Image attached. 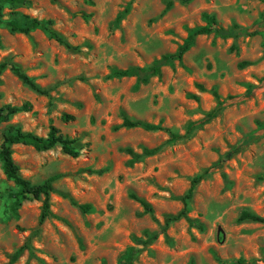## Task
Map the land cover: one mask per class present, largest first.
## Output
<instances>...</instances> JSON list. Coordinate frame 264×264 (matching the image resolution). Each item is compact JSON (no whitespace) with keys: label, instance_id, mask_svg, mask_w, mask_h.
I'll return each mask as SVG.
<instances>
[{"label":"rangeland","instance_id":"obj_1","mask_svg":"<svg viewBox=\"0 0 264 264\" xmlns=\"http://www.w3.org/2000/svg\"><path fill=\"white\" fill-rule=\"evenodd\" d=\"M25 1L1 10L0 62L18 65L48 95L32 91L9 70L1 75L0 108L28 102L32 110L0 125V144L12 127L45 137L55 126L77 139L79 156L68 157L58 147L37 152L13 146V160L30 183L60 177L50 195L52 215L39 224L40 201L23 202L13 215L16 187L0 169V264H10L21 247L13 264H123L132 248L140 250L133 264L264 259V222L239 220L242 212L264 219V2ZM204 13L224 29L238 26L247 33L197 36L180 61L163 66L145 84L112 76L147 69L176 53L191 30L205 26ZM20 16L52 20L54 30L78 49L67 50L40 30L11 33L6 21ZM249 85L260 87L250 91ZM229 96L240 100L184 136L191 122ZM65 114L74 119L63 122ZM124 117L163 130L122 127ZM170 132L183 137L169 141ZM127 148L159 150L131 162ZM205 171L187 201L186 217L169 221L183 209L191 180ZM70 199L90 209L83 212ZM146 234L156 238L143 247L138 240Z\"/></svg>","mask_w":264,"mask_h":264},{"label":"trees","instance_id":"obj_2","mask_svg":"<svg viewBox=\"0 0 264 264\" xmlns=\"http://www.w3.org/2000/svg\"><path fill=\"white\" fill-rule=\"evenodd\" d=\"M187 1V0H184ZM264 2V0H262ZM25 0H0V19H1V10L4 5L16 6L25 4ZM126 11V10H125ZM202 18L205 22V26L194 28L188 34L184 43L178 48L176 53L173 55H164L159 60L155 61L153 65L147 69L145 68H131L127 70H117L112 72L113 77L125 78V77H135L137 83L145 84L151 77L157 76L160 74L161 68L165 65H168L174 60L180 61L183 55L191 48L194 43V40L197 36L205 34H214L221 38H235L241 34H246L247 31L239 28L238 26H233L231 29L227 30L222 28L214 15H209L204 13ZM1 23V20H0ZM6 24L11 33H20L23 35H28L34 30H40L44 32L48 38L54 40L59 45H62L67 50H77L78 47L73 46L69 43L62 35H60L53 28L52 20H39L37 18H31L29 16H20L18 18H13L6 21ZM1 47V45H0ZM242 65H245L242 63ZM9 70L13 75L17 77L20 82L30 88L32 91L36 92L39 95H48V91L41 88L33 78L29 77L18 65L3 61L0 62V77L6 71ZM199 91H204L202 85H196ZM260 85H249L248 89L250 91H255ZM216 98L217 94L213 92ZM197 99L196 96H194ZM240 100L239 96H229L225 100H219L216 102L215 107L197 121L191 122L184 134V136L189 135L193 130L202 127L203 125L210 122L214 119L224 108L230 106L231 104ZM32 110V105L28 102L21 104L20 106H11L7 105L0 108V125L7 122L11 116H14L21 112H30ZM74 119L71 115H63L61 120L63 122H70ZM122 127L134 128L139 127L147 131H156L163 130L160 126L151 125L141 121H131L128 118L124 117L121 124ZM169 141H177L183 136L174 134L170 132ZM77 139H71L60 133L59 129L55 126H50L49 131L45 137L38 136L32 132L23 131L20 128L12 127L8 131L3 133L2 142L0 144V169L2 170L4 176L13 182L16 187L15 193L11 196L12 202L10 210L15 217H17V209L25 201H40L41 202V213L39 218V224H42L51 214V203L50 195L54 192L53 182L60 177L59 174L53 175L45 179L40 184H32L20 173L18 165L13 160V146L22 145L33 148L37 152H46L53 150L54 148H60L61 152L71 158H77L79 156V150L76 148ZM242 147L236 149V151L241 150ZM159 148L154 149H143L141 153H137L130 148H127L125 151L130 156V161L135 162L142 158L143 156H151L155 154ZM79 173H89V174H102L103 170H79ZM207 171L203 172L201 175L193 178L190 182V187L187 193L181 198L183 203V209L179 212L178 215L169 218V221L177 220L181 217H186V206L187 201L192 198L193 191L195 186L204 178ZM66 197V196H64ZM131 198L137 200L143 207V209L151 213L150 205L138 199L135 195H131ZM72 205L77 206L81 211L87 212L90 209L89 205H77L74 200L70 199ZM240 221L250 220L253 222L263 223L264 219L248 212H242L239 217ZM190 225L193 227L201 228L200 225L190 222ZM146 240L139 239L138 243L143 247L150 241L156 238V235L146 234ZM24 247L19 248L14 252L10 259V264H13L22 253ZM140 250L132 248L127 255L124 257L123 264H133L135 258L138 256ZM264 263V259L261 260H251L244 261L239 259L235 264H258Z\"/></svg>","mask_w":264,"mask_h":264}]
</instances>
